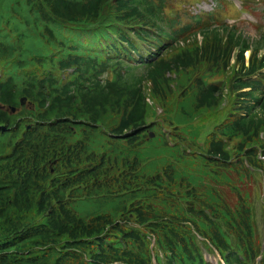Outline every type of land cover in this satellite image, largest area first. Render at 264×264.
<instances>
[{
    "label": "trees",
    "instance_id": "1",
    "mask_svg": "<svg viewBox=\"0 0 264 264\" xmlns=\"http://www.w3.org/2000/svg\"><path fill=\"white\" fill-rule=\"evenodd\" d=\"M3 8L16 17L0 29V264H210L214 252L223 264H264L242 193L233 204L171 165L148 177L138 158L95 145L112 122L103 134L126 143L115 152L139 149L158 125L150 109L178 130L190 107L218 111L231 92L206 163L264 172V33L247 37L218 10L169 18L167 0H0ZM94 199L121 211L75 210Z\"/></svg>",
    "mask_w": 264,
    "mask_h": 264
},
{
    "label": "rangeland",
    "instance_id": "2",
    "mask_svg": "<svg viewBox=\"0 0 264 264\" xmlns=\"http://www.w3.org/2000/svg\"><path fill=\"white\" fill-rule=\"evenodd\" d=\"M199 2L202 0H167L166 14L169 18L178 15L180 20H185L189 16L188 11ZM215 3V8L220 12V20L237 23L239 30L247 37L256 38L264 33V0H246L245 8L248 11H241L240 0H215ZM13 17L16 15L13 16L10 9H0V29L13 25ZM23 23L25 24V20ZM30 28L41 30V25L34 24ZM249 57L250 53L247 54V58ZM229 76L232 77V73ZM233 102L234 95L228 92L226 101L218 111H203L194 115L190 107L189 112L192 113V117L179 116L178 130L175 129V125H170L165 117L167 114L157 106L155 107L157 111L149 110L151 116L149 121L158 124L151 129L155 137H148L141 148L128 147L122 154L115 152L116 148L126 143L109 139L103 134L105 131H110L112 122L101 124L95 145L100 151L110 152L114 157L123 158L128 155L131 159L138 158L141 172L148 177L162 173L165 167L171 165L180 178H187L197 186L205 184L216 187L233 204L237 202V192L242 193L255 210L259 240L264 245V172L252 169L246 171L240 166L239 171L224 172L215 163L207 164L204 156L208 135L230 114ZM131 202L132 200L128 204ZM121 206V202L112 204L100 199L78 201L74 204L75 210L82 216L104 213L115 216L121 211ZM206 257L210 264H223L217 254L211 253Z\"/></svg>",
    "mask_w": 264,
    "mask_h": 264
},
{
    "label": "water",
    "instance_id": "3",
    "mask_svg": "<svg viewBox=\"0 0 264 264\" xmlns=\"http://www.w3.org/2000/svg\"><path fill=\"white\" fill-rule=\"evenodd\" d=\"M26 102H27V99L23 98L21 100V106H25ZM10 112H11V114H16L17 109L12 107V108H10ZM150 137H155V134L150 133ZM120 138H125V137H120Z\"/></svg>",
    "mask_w": 264,
    "mask_h": 264
}]
</instances>
